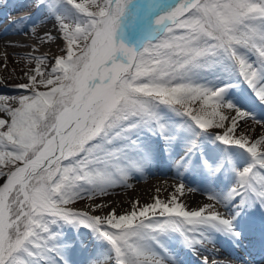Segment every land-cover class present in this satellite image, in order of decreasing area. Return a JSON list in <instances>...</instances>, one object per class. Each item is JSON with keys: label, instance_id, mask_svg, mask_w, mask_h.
<instances>
[{"label": "snow or ice", "instance_id": "6c2138e0", "mask_svg": "<svg viewBox=\"0 0 264 264\" xmlns=\"http://www.w3.org/2000/svg\"><path fill=\"white\" fill-rule=\"evenodd\" d=\"M26 6L12 24L36 43L6 44L30 49L22 92L0 95V264H181L174 241L222 264L218 238L239 245L264 213V0ZM161 159L179 177L166 198L104 199ZM194 190L208 202L186 204Z\"/></svg>", "mask_w": 264, "mask_h": 264}, {"label": "bare ground", "instance_id": "6f19581e", "mask_svg": "<svg viewBox=\"0 0 264 264\" xmlns=\"http://www.w3.org/2000/svg\"><path fill=\"white\" fill-rule=\"evenodd\" d=\"M28 3H30V0H0V23L3 24L5 20L10 19L8 25H5L2 29H0V59L3 58V55L1 53L3 48H13L11 46H6L8 41H15L20 42L21 44L28 45L36 43L32 36V41H30L24 38V35L17 33V30L13 27L12 24L13 21H19L23 17L31 16L33 19L36 18L35 7H27L26 5ZM20 8H25L24 12L26 13L25 15L18 17L17 11ZM30 23L31 20L27 21L26 24L22 26V28L27 27V25ZM47 29L51 30L52 25H47ZM40 31H43V29H41ZM47 46L51 47V44H44L40 47ZM25 53L27 52H14L12 53V55H10V60H21L23 58V54ZM6 64L7 68L9 69L11 67L10 63L7 62ZM9 74L10 73L7 74L0 70V78H3L4 80V83H0V86L10 84L11 90H17L18 88L14 87V85L19 84L21 82H13L11 79L7 78V75ZM8 96L11 97L12 95ZM257 131L258 130H255V134ZM167 165L168 163L165 159L159 160L143 176L133 177L135 179V182H130L132 185L131 188L133 189L132 191L115 196L110 195L105 197L104 199L112 202L113 207L119 204L121 208H128L129 201L134 199H139L141 202H150L151 198L157 194H159L162 198H166L174 190L173 186L179 182V177L176 175L175 169ZM184 182L190 188L196 189L199 187L198 182L195 181L194 178H187ZM0 183H2V181H0ZM157 188L160 189L159 193L156 192ZM181 199L190 207H197L198 205L206 203V197L202 191H186L185 195L181 197ZM82 205L83 204H81V206ZM258 210L259 209L253 210L246 217V221L251 225V228L247 233V238L242 239L239 245H233L231 242L223 238H218L217 243L215 245V255L209 256L211 260L216 259L222 261V256L236 254L240 263H243L248 259L251 261V264H264V252L260 251V249L264 247V238L259 240L262 237L260 230V225L262 223H257L256 220V212ZM81 231L85 241L89 245H91L90 237L86 233V230L82 229ZM172 247L174 248L175 253L177 255V259L181 262V264H199L200 258L181 248L178 241H174ZM88 255L89 252L78 250L77 253L74 255L73 259L75 260L76 264H86ZM222 264L229 263L223 261Z\"/></svg>", "mask_w": 264, "mask_h": 264}, {"label": "rangeland", "instance_id": "374dc122", "mask_svg": "<svg viewBox=\"0 0 264 264\" xmlns=\"http://www.w3.org/2000/svg\"><path fill=\"white\" fill-rule=\"evenodd\" d=\"M44 31V30H43ZM60 47H62V43L61 42H55V43H51V47L47 46V47H40V51L41 52H50L52 54H60ZM30 51V49L28 48H24V47H13L12 49H6L3 48L2 50V55L3 58L0 59V70L4 73H10L9 75H7V78L11 79L13 82H21L23 83L24 80L21 79V75L23 74L22 69L25 66V61L22 58L21 60H17V61H12L10 60V55H12V53L14 52H28ZM39 54V53H37ZM7 62L10 63L11 67L8 69L7 68ZM6 64V66H5ZM12 73V74H11ZM22 90L17 89V90H11L10 89V84L7 85H3L0 86V95H4V96H8V95H16V94H21ZM249 125H251V127L255 128V130H258L255 134V132H253V135H257L259 133H261V129L256 126L255 124H253L252 122H249ZM249 125H245V127H248ZM169 166V165H167ZM132 188H127V187H118L116 188L113 193L111 194L112 196L115 195H119V194H124V193H128L130 191H132ZM206 200V199H205ZM206 202H208L206 200ZM87 203V201L81 202V204ZM87 233V231H86Z\"/></svg>", "mask_w": 264, "mask_h": 264}]
</instances>
